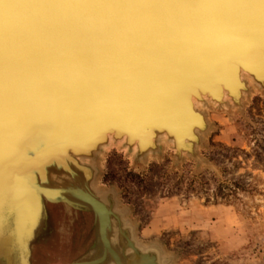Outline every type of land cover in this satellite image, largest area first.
I'll use <instances>...</instances> for the list:
<instances>
[{
    "label": "bare ground",
    "instance_id": "obj_1",
    "mask_svg": "<svg viewBox=\"0 0 264 264\" xmlns=\"http://www.w3.org/2000/svg\"><path fill=\"white\" fill-rule=\"evenodd\" d=\"M175 1L181 14L173 20L131 0L117 12L123 17L100 15L94 28L69 15L78 0L0 3V264H32L29 245L48 234V224L41 231L48 206L63 201L70 216L80 207L95 213L91 260L74 264L166 260L137 254L147 246L100 185L106 153L144 162L170 148L176 158L198 157L212 108L239 109L264 92V0ZM127 34L137 36L126 42ZM154 41L162 46L155 56L130 63L128 50ZM9 135L17 140L7 142ZM125 228H132L127 236ZM126 237L137 242L128 252Z\"/></svg>",
    "mask_w": 264,
    "mask_h": 264
},
{
    "label": "rangeland",
    "instance_id": "obj_2",
    "mask_svg": "<svg viewBox=\"0 0 264 264\" xmlns=\"http://www.w3.org/2000/svg\"><path fill=\"white\" fill-rule=\"evenodd\" d=\"M209 115L200 157L176 158L167 148L140 162L113 149L99 166L100 185L117 196L139 242L164 256L163 264H264V92ZM55 209L48 206L41 231L49 230L34 243L41 251L35 260L67 241L61 231L69 218Z\"/></svg>",
    "mask_w": 264,
    "mask_h": 264
},
{
    "label": "flooded vegetation",
    "instance_id": "obj_3",
    "mask_svg": "<svg viewBox=\"0 0 264 264\" xmlns=\"http://www.w3.org/2000/svg\"><path fill=\"white\" fill-rule=\"evenodd\" d=\"M51 206L57 207V210L55 209V211H58V213L60 211V212H62V214H64V215L66 214L68 216V218H69V220H67L68 223H69L67 225L68 229L66 227H63V225H62L63 231H61L62 234L65 233V234H63V236L64 235L68 236V237H64L63 238L64 240L67 239V241L65 242L64 245H62L61 248H60V244H57L59 247L55 245L54 248L56 249V251H55V254H52L51 257H50V255H48L46 257L40 258L39 260H35L34 259L35 258V254H36L35 247H34L35 246L34 245L35 242H34L33 243V247H32V252H33L32 264H36V262L40 261L41 259H42V261L43 260L44 261L43 262L40 261L37 264H41V263L42 264H48L50 262L52 263V261L54 259L61 260V261L66 260L67 264H74L75 262L76 263L77 262L81 263L83 261H87L88 258H85L86 257L85 255H87L89 253V251L92 250V248L95 246V243L97 241L98 232H97V229H96L95 213L92 212V210H90V209H88L86 207H80V209L77 210V211L73 210L74 215L70 216L69 215V211L67 209L68 205L66 204L65 201L54 203ZM53 211H54V209L51 212L53 213ZM61 221H65V220L61 218ZM75 224H76V226H75ZM122 224L125 225V223H122ZM129 229L130 228H125V231H126L125 235L126 236H127L128 233L131 232V229L130 230ZM66 231H67V234H66ZM131 241L134 244H137V242L135 240H133L131 237H126V239H125V248L127 249V252L129 250L128 246H129ZM81 243H83V244H81ZM56 247H58V249ZM75 250H76V252H75ZM143 251H145V253H149V252L154 253L151 250L148 251L147 249L143 250L142 248H139L138 253H137L139 255V257L142 256V254H144ZM127 252L124 253L126 259H128V261L134 260L136 255L134 253L130 252V251H129V253H127ZM40 253H41V251H40ZM156 255L158 256V254H156ZM79 256H81L80 259L77 258ZM94 258L95 257H93L92 259H94ZM68 260H69V262H68ZM89 260H91V258H89L88 261Z\"/></svg>",
    "mask_w": 264,
    "mask_h": 264
},
{
    "label": "water",
    "instance_id": "obj_4",
    "mask_svg": "<svg viewBox=\"0 0 264 264\" xmlns=\"http://www.w3.org/2000/svg\"><path fill=\"white\" fill-rule=\"evenodd\" d=\"M97 1L98 0H78L79 5H78V9H76V10H78V12H70L69 15L73 14V17L75 19H79L78 22L83 23V26H85L84 22L88 23L87 26H89V24H90V26H93V25L95 26L96 19H97L96 17H98L100 15H104V14H106L108 16L110 15L111 17H114V16L123 17L124 14L117 13V12L123 11L124 9L129 7L130 3L134 4V2H131V0H100V1H104L107 4V7H106L107 9H105V8L100 7V2H99V5H97ZM159 1L158 0H135L134 5L141 6L143 8L145 6V2H146L149 6H155L154 8L160 7V9H162V11H161L162 13H159L158 16H156L157 18H167V19L173 20L175 17H177L176 16L177 14H181V12H180L181 6L179 7L180 9L179 8L175 9V7L178 5V2H176L175 0H159ZM192 4L193 3L191 1H189L187 6L190 7ZM87 5H89L90 8H92V10H94V12L86 11V9H88ZM167 5H168V8H171L172 10L164 8ZM124 24L126 25V23H124ZM94 26H93V28H94ZM119 27H121V25H119ZM125 28H129V26H125ZM89 30H90V28H89ZM91 30H92V28H91ZM138 30H139V28H137V31ZM138 32L140 33V31H138ZM139 35H141V33ZM136 36L137 35L132 36L130 34L129 35L127 34L124 36L123 40L128 42L131 40V38H135ZM160 47H162V46L161 45L157 46L156 42L152 45H142L140 47L135 46L133 49L128 50L129 52H131V54L129 55L130 56L129 58L131 59L130 63L134 64V63L140 62L142 60L144 61L145 60L144 57L146 55L155 56L157 51L160 50ZM154 58H156V57H153V59ZM154 62H156V61H154ZM7 134H8V132H7ZM8 139H10V141H7V142L10 143V142L16 141L17 137H15L13 135H9V137L7 136V140ZM29 186H30L29 187L30 189L36 188V186L32 185V183H30ZM82 198H83L82 200L91 204L96 209L95 205H98V204H96L94 200H90V199L84 198V197H82ZM31 248H32V246L29 245V250H28L29 254L31 253Z\"/></svg>",
    "mask_w": 264,
    "mask_h": 264
},
{
    "label": "crops",
    "instance_id": "obj_5",
    "mask_svg": "<svg viewBox=\"0 0 264 264\" xmlns=\"http://www.w3.org/2000/svg\"><path fill=\"white\" fill-rule=\"evenodd\" d=\"M75 258H76V257H75ZM77 258H79V259H80V258H81V256H79V257H77ZM41 264H42V263H41Z\"/></svg>",
    "mask_w": 264,
    "mask_h": 264
},
{
    "label": "snow or ice",
    "instance_id": "obj_6",
    "mask_svg": "<svg viewBox=\"0 0 264 264\" xmlns=\"http://www.w3.org/2000/svg\"><path fill=\"white\" fill-rule=\"evenodd\" d=\"M0 3H2V0H0Z\"/></svg>",
    "mask_w": 264,
    "mask_h": 264
}]
</instances>
